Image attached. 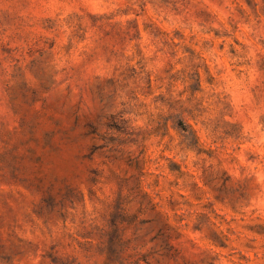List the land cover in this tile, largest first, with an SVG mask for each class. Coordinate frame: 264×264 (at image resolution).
<instances>
[{
    "label": "clouds",
    "instance_id": "clouds-1",
    "mask_svg": "<svg viewBox=\"0 0 264 264\" xmlns=\"http://www.w3.org/2000/svg\"><path fill=\"white\" fill-rule=\"evenodd\" d=\"M262 233L264 0H0V264H264Z\"/></svg>",
    "mask_w": 264,
    "mask_h": 264
},
{
    "label": "rangeland",
    "instance_id": "rangeland-1",
    "mask_svg": "<svg viewBox=\"0 0 264 264\" xmlns=\"http://www.w3.org/2000/svg\"><path fill=\"white\" fill-rule=\"evenodd\" d=\"M48 113H49V116H55L57 119H61L60 114L55 113L54 110L52 109H49ZM64 119H65V126H67V118H64ZM48 123L51 125V120H49ZM86 143H87L86 139L81 141V145H85ZM95 154L96 152L94 150L93 156H95ZM67 163L70 164L71 162L68 161ZM85 163H91V161L86 158ZM143 171H144L143 169L139 170L141 179H143ZM221 203H223V201H221ZM122 223L127 224L128 222L123 221ZM158 227H160L161 234L164 236H167L170 243L172 244V247L169 249V253L170 254H180L176 247V242L178 240H181L182 236L180 235L172 236L171 226L167 224L166 218H164L163 213H161V218L159 220ZM210 239L212 240L213 244H217L220 247H225L224 243L220 240L219 236H217L215 233H213L210 236ZM183 257H184L185 264H212V260L208 258L207 254L197 255L195 249L191 250V252L189 253H183ZM129 259H132V258L129 257Z\"/></svg>",
    "mask_w": 264,
    "mask_h": 264
}]
</instances>
